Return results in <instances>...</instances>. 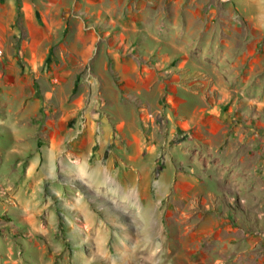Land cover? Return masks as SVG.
I'll return each mask as SVG.
<instances>
[{
	"label": "rangeland",
	"instance_id": "1",
	"mask_svg": "<svg viewBox=\"0 0 264 264\" xmlns=\"http://www.w3.org/2000/svg\"><path fill=\"white\" fill-rule=\"evenodd\" d=\"M221 2L208 0L205 7ZM129 3L130 22L150 27L163 20L165 29L159 32L130 27L123 32V45L139 67L146 63L154 68L165 88L157 93L155 82L143 86L132 74L125 79L109 59L110 83L133 106L119 112L127 121L120 126L112 113L99 107L110 125L106 130H111L106 142L98 141L97 129L92 145L64 143L60 151L52 146L56 156L70 149L76 158L86 156L84 166L62 172L55 162V176L46 179L47 197L42 192V205L46 203L40 210L31 209L25 225L11 210H0L10 234V241H0L5 244L0 264H264V113L223 110L222 103L207 107L202 116L192 108L169 111L172 80L187 90L206 89L202 97L206 94L211 104L219 98L211 90L214 78L199 67L179 65L186 47L190 58L201 62L196 50L204 46L205 37L195 29L185 31V26L199 25L202 19L184 7L195 10L201 0ZM173 24L182 31L167 30ZM167 55L175 58L172 63L163 59ZM182 87L174 94L175 102L199 101L200 96L184 95ZM59 116L49 112L57 131ZM237 116L260 147L254 159L243 162L246 179L224 175L221 169V159L234 156L236 161L252 147L233 145L237 156L222 152L221 138L226 131L234 132ZM41 139L51 148L49 138ZM5 214L13 218L9 221ZM245 237L254 243L253 251L238 245L233 250Z\"/></svg>",
	"mask_w": 264,
	"mask_h": 264
},
{
	"label": "crops",
	"instance_id": "2",
	"mask_svg": "<svg viewBox=\"0 0 264 264\" xmlns=\"http://www.w3.org/2000/svg\"><path fill=\"white\" fill-rule=\"evenodd\" d=\"M129 1L0 0V210H11V216H17L23 225L31 209L40 210L46 203L42 205V192L47 197L46 179L55 176V162L65 172L83 165L86 157L76 158L78 154L71 149L56 156L52 146L60 151L64 143L73 142L77 148L82 142L92 145L97 129L98 141L106 142L111 130H106L109 124L99 115V107L112 113L120 126L127 121L119 112L133 106L123 101L110 83L109 59L125 79L132 74L143 86L155 82L157 93L165 88V83L157 82L160 78L154 68L146 63L139 67L123 45V32L130 27L159 32L165 29L163 20L156 19L150 27L130 22L131 14L126 12L131 9ZM207 4L208 0H201L195 10L184 5L202 19L199 25L185 26V31L198 30L205 42L196 50L200 63L190 58L186 47L179 65L199 67L210 80L214 78L211 90L219 98L211 104L206 94L202 97L206 89L187 90L172 80L168 110L192 108L202 116L207 107L222 103L223 110L264 113V0H223L209 9ZM167 30L182 31L175 24ZM163 59L172 63L175 58L167 55ZM180 87L184 95L200 96L199 101L190 105L184 104L186 100L175 102ZM137 92L142 94L140 89ZM49 112L60 113L56 121L60 131L54 129ZM241 122L237 116L234 132L227 135L226 131L221 138L225 157L237 156L233 145H252L246 154L238 155L237 162L234 156L221 159L222 173L231 177H248L243 162L254 159L252 155L260 148L255 146L259 144L257 136L251 134V128L243 131ZM41 138H49L51 148ZM238 163H243L240 169L235 167ZM4 224L0 221L2 242L10 241ZM11 232L14 238L16 229ZM237 245L249 252L254 243L245 237L232 249ZM4 246L0 244V254Z\"/></svg>",
	"mask_w": 264,
	"mask_h": 264
}]
</instances>
